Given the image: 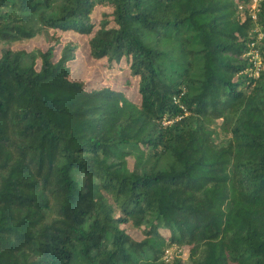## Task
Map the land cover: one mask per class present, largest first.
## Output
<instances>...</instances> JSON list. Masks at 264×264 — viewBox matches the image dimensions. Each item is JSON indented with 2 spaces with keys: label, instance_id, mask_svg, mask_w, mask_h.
Listing matches in <instances>:
<instances>
[{
  "label": "trees",
  "instance_id": "obj_1",
  "mask_svg": "<svg viewBox=\"0 0 264 264\" xmlns=\"http://www.w3.org/2000/svg\"><path fill=\"white\" fill-rule=\"evenodd\" d=\"M255 3L0 0V264H264Z\"/></svg>",
  "mask_w": 264,
  "mask_h": 264
},
{
  "label": "rangeland",
  "instance_id": "obj_2",
  "mask_svg": "<svg viewBox=\"0 0 264 264\" xmlns=\"http://www.w3.org/2000/svg\"><path fill=\"white\" fill-rule=\"evenodd\" d=\"M256 1L254 0V6ZM253 6V7H254ZM74 38L71 34H66L65 39ZM37 41H29L27 43L20 44L18 47H24L26 49H31L33 47L34 43H37ZM40 43V42H39ZM41 44V43H40ZM96 64L91 61V59L88 58V55L85 51V49H81L78 54V60L73 68V75L72 78L81 80L83 78L91 79V81L96 80L98 76L100 75V71L96 69ZM109 74H107L108 76ZM100 77V76H99ZM110 77V75H109ZM89 84L91 82L89 81ZM187 256V250H182L180 253L179 259H181L182 262L186 263V257Z\"/></svg>",
  "mask_w": 264,
  "mask_h": 264
},
{
  "label": "built area",
  "instance_id": "obj_3",
  "mask_svg": "<svg viewBox=\"0 0 264 264\" xmlns=\"http://www.w3.org/2000/svg\"><path fill=\"white\" fill-rule=\"evenodd\" d=\"M255 1L257 2L258 0H255ZM250 57H251L250 61L252 62V68H251L250 76L256 79L259 76V73H260V70H261L260 59L257 56V54H255V53H251ZM168 123H169V121H164L163 122V124H168ZM181 251H182L181 249H177V248H173V247L167 248L163 252L162 260L164 262H170L175 257L179 258Z\"/></svg>",
  "mask_w": 264,
  "mask_h": 264
}]
</instances>
